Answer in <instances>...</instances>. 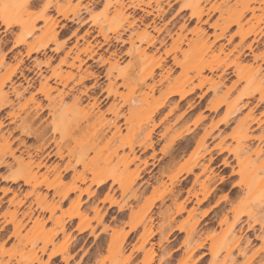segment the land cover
Returning a JSON list of instances; mask_svg holds the SVG:
<instances>
[{
  "label": "rangeland",
  "instance_id": "rangeland-1",
  "mask_svg": "<svg viewBox=\"0 0 264 264\" xmlns=\"http://www.w3.org/2000/svg\"><path fill=\"white\" fill-rule=\"evenodd\" d=\"M89 1L48 0L52 21H28L35 29L19 43L23 29L0 25V80L15 66L25 74L0 109V160L10 164H0V259L264 264V230L246 211L259 204L246 174L264 156V0H201L200 22L189 17L196 0ZM131 2L140 8L117 14ZM199 84L186 99L168 96ZM37 111L31 129L51 154L35 180L55 189L10 180L28 170L4 137L39 160L43 140L22 132Z\"/></svg>",
  "mask_w": 264,
  "mask_h": 264
},
{
  "label": "bare ground",
  "instance_id": "bare-ground-1",
  "mask_svg": "<svg viewBox=\"0 0 264 264\" xmlns=\"http://www.w3.org/2000/svg\"><path fill=\"white\" fill-rule=\"evenodd\" d=\"M96 1H98V0H90L89 2L90 3H93V2H96ZM200 1L201 0H196L193 4H192V6H190V13H189V17L190 18H195L198 22H200L201 21V17H202V15H203V13H204V10H203V8L200 6ZM8 2H10V0H6V3H8ZM30 2H31V0H30ZM132 9V11L133 12H135L137 9H139L140 7L138 6V4H136V3H133V2H131V3H129V4H124V3H120V7H119V9L117 10V14H123L127 9ZM46 19H43L44 20V22H46V23H48L49 21L51 22L52 20H51V17L50 16H48L47 14H46ZM82 21V20H81ZM81 23V22H80ZM34 29H35V25H34V22H27V23H25L24 24V28H23V30L22 31H24V32H26V34H32L33 33V31H34ZM55 31V30H54ZM53 30H52V32L53 33H55ZM52 33V34H53ZM56 35V33L55 34H53V36H55ZM220 37V35H216L215 36V39H218ZM119 39V38H118ZM120 40V39H119ZM148 44H153V42L152 41H148ZM154 45V44H153ZM47 48V44H43L42 46H36V45H34V46H30V47H28V50H27V55H30L31 53H39L40 51H45V49ZM88 58H92V54L90 53L89 55H88ZM76 59L78 60V62L79 63H82V58H79V57H76ZM20 62H22L23 63V61L21 60ZM62 62H66V58H64L63 60H62ZM21 63V64H22ZM73 65V64H72ZM80 65H78V67H79ZM162 67V63H155L153 66H152V68L151 69H149L147 72H146V74H145V76H144V78H153V74H154V69L155 68H161ZM200 73V69H197V71L195 72V74L194 75H188V74H186L185 75V81L186 82H189V81H192V79H193V77L195 76V75H198ZM93 74L94 73H90V74H87V73H85V75L83 74V75H80V78H79V80L80 81H82V80H84V79H86V78H88L89 76L90 77H92L93 76ZM54 75V74H53ZM52 75V76H53ZM19 77H22L23 79H25V74H24V72H23V69H21L20 68V66H15V67H11L10 69H7L6 71H5V73L3 74V77L1 78V80H0V109H3V108H5V107H9V106H11L12 107V105H13V103L11 102V100H9V93H12V94H15L16 96L19 94V92H18V88H19V85L18 86H15V83H14V78H16V79H18ZM95 78H96V76H95ZM48 79V78H47ZM46 81V80H45ZM253 82H256V81H254L253 80ZM7 83H9L8 85H9V88H10V90H3V87H5L6 85H7ZM19 84H21V82H18ZM7 85V86H8ZM17 85V84H16ZM200 87V84L198 85V86H192V87H188L187 89H182V90H171V92H169V94H168V96H172V95H178L179 96V98L180 99H186L190 94H192L194 91H195V89L196 88H199ZM8 89V88H7ZM132 102L134 103V104H136V100H132ZM218 108V105L216 104V105H213L212 107H211V109H214V110H216ZM35 109H37V110H39V109H42V107L40 106V104H38V105H36L35 106ZM12 112H9L8 113V116L9 117H11L12 115H13V113L11 114ZM38 111L34 114V115H31V117L30 116H28V122L29 123H26L27 125L25 126V127H23L22 128V132L25 134V135H27V136H29V137H31V136H33L36 140H39L40 139V141L41 140H43L42 141V144L41 145H39V148L37 149V154L36 155H39L38 157H39V160H33V157H32V154L30 155V154H27V157H28V160L27 161H25L24 160V158H23V156L22 155H15V150H18L17 148H12L11 147V141H10V136H11V132H8V135L7 136H5L4 137V139L7 141V144H8V154H9V156L12 158V161L15 163V164H17L18 165V167L22 170H28V173H26V175H22V174H19V173H16V174H14V175H12L11 176V178H10V180L12 181V182H14V183H16V182H18V181H23L25 184H30V183H32V188H33V190H35L37 187H39L41 184H44V186L46 187V188H48V189H55L56 188V186H54L53 185V183L52 182H50L49 180H48V178L47 177H45L43 180H41V181H36L35 180V178H36V175H37V171H38V169H40L41 167H43V166H46L45 165V163L43 162V159L45 158V157H49L50 156V154L51 153H49V152H47V153H45V155L44 156H42V154H43V150H46V147H47V144H48V141H46V139L44 138V135H43V131L42 130H39L38 128L37 129H31V127H32V124L33 123H35V120H37L38 119ZM13 117V116H12ZM31 119V120H30ZM11 120V119H10ZM11 122H12V120H11ZM4 126V121H2V120H0V131L2 130V127ZM4 136V135H3ZM177 138V137H176ZM259 139L261 140V139H264V134H262L260 137H259ZM264 141V140H263ZM22 144H24V143H22ZM49 147V146H48ZM47 147V148H48ZM20 150V149H19ZM261 151V150H260ZM45 152V151H44ZM21 154V153H20ZM257 154H259V151L257 152ZM42 157V158H41ZM38 159V158H37ZM4 163H6V165L8 166V165H10L9 163H7L5 160L3 161V160H0V164H4ZM261 166H264V159L261 161V163L260 164H258V165H255L254 167H252V169H250L249 170V168H248V171H247V174H246V180H247V183L249 184H251L252 186H254L255 185V187H254V191L256 190V195H258L257 197H258V202L259 203H261L262 201H260V197H261V195L262 194H264V193H262V190H264V178H262L260 175H259V170H260V168H261ZM48 169V168H47ZM34 170H36V171H34ZM182 172V171H181ZM185 173H187V172H189V171H184ZM80 179L81 180H84V177H80ZM104 179H98V180H96V185H102L103 183H104ZM74 188H76V186L74 187ZM41 196V195H40ZM40 196H38L39 198H40ZM42 197V196H41ZM44 197H45V195H44ZM43 197V198H44ZM64 197H65V195H64ZM258 206H259V204H258ZM49 209V208H48ZM251 209V208H250ZM249 209V210H250ZM246 210V211H248L247 212V214H249V215H252L251 214V212H254L253 211V209H252V211L250 210ZM205 213L206 212H204V215H205ZM255 214V215H254ZM253 214V217L254 216H256V213H254ZM248 215V216H249ZM249 217H251V216H249ZM250 219V218H249ZM252 219V220H251ZM251 223H249V221H248V223H249V227L250 226H253V225H258L259 223H258V219H257V217L255 218H252L251 217ZM260 225V224H259ZM260 227V229L262 230V228H261V225L259 226ZM77 229H78V231H83V230H86L87 229V227L84 225V223L83 222H80V223H78L77 224ZM263 231V230H262ZM52 239H49L48 241H51ZM263 240H264V234H263ZM247 243V242H246ZM245 249L246 248H243V251H245ZM256 253V252H255ZM255 253L254 254H252V255H255ZM55 253H51L50 254V256H53ZM252 255H251V258H252ZM250 258V257H249ZM250 258V259H251ZM249 259V260H250Z\"/></svg>",
  "mask_w": 264,
  "mask_h": 264
},
{
  "label": "snow or ice",
  "instance_id": "snow-or-ice-1",
  "mask_svg": "<svg viewBox=\"0 0 264 264\" xmlns=\"http://www.w3.org/2000/svg\"><path fill=\"white\" fill-rule=\"evenodd\" d=\"M50 7L51 4L48 0H31V2L30 0H10L8 3L0 0V25H6L7 28H12L13 31L16 30L13 28V25L23 29L24 24L28 21L46 19V14ZM7 28L5 31H7ZM23 35V31L17 35V43L20 42ZM261 158L264 159V156ZM259 175L264 178V166H261ZM4 178L8 179L9 177L5 176ZM262 193H264V190H262ZM260 201L262 202L259 203L258 207L257 202L253 201L251 204L256 213L258 223L261 225L262 230H264V194L261 195ZM3 256L4 258L0 259V264H16L14 259H9L7 252Z\"/></svg>",
  "mask_w": 264,
  "mask_h": 264
}]
</instances>
